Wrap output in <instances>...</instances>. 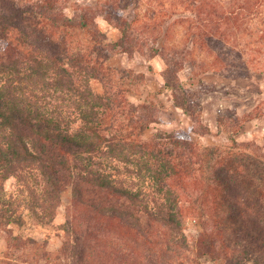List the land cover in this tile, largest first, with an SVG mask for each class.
<instances>
[{
	"label": "trees",
	"instance_id": "trees-1",
	"mask_svg": "<svg viewBox=\"0 0 264 264\" xmlns=\"http://www.w3.org/2000/svg\"><path fill=\"white\" fill-rule=\"evenodd\" d=\"M142 1L74 2L67 13L58 0H0V227L21 225L24 216L52 221L69 192L55 259L173 264L188 245L182 200L192 190L191 204L204 216L192 241L197 254L217 264H264V151L237 140L245 117L217 115L226 147L149 133L158 122L155 103L129 100L105 62L116 52L162 58L173 104L191 118L192 131L205 133L197 91L184 87L179 72L188 64L194 75L240 77L251 63L262 68L264 0H167L151 16L136 11ZM176 10L182 13L172 18ZM98 15L117 38L107 39ZM244 35L254 47H240ZM68 106L78 123L64 113ZM9 177L24 186L20 201L5 194ZM12 239L11 247L37 243Z\"/></svg>",
	"mask_w": 264,
	"mask_h": 264
},
{
	"label": "rangeland",
	"instance_id": "rangeland-1",
	"mask_svg": "<svg viewBox=\"0 0 264 264\" xmlns=\"http://www.w3.org/2000/svg\"><path fill=\"white\" fill-rule=\"evenodd\" d=\"M25 1V0H22ZM96 0H58V4L64 12H74V2L88 3ZM103 2V0H98ZM162 5V6H161ZM167 6V0H143L136 8L142 16H151L153 12ZM182 12L176 10L172 18H176ZM260 18L264 17V9L258 11ZM97 24L107 39L117 38V30L109 24L103 15L96 17ZM249 26L255 29V21ZM259 27V26H258ZM246 32V31H244ZM80 38V36H78ZM174 40H182L181 29L174 33ZM84 40V37L82 38ZM240 47L248 50L254 47L248 42L247 35L241 38ZM247 58V57H246ZM106 65L114 70L113 76L117 82L127 88L126 96L129 100L138 102L139 99L146 98L155 103L159 115L158 122L153 123L148 129L149 133L156 131L176 132L181 136L191 137L199 145H221L226 147L231 145L228 133L221 128L217 122V115L227 113L237 114L245 117L241 130L236 135L239 142L252 140L263 148L264 151V62L262 68L253 63L249 75L243 73L240 77L236 71H226V74L213 72L212 70L201 74H192V68L186 64L179 72V77L183 81L184 87L197 91L195 99L199 102V112L201 122L208 127L207 132L199 133L191 130L193 123L191 118L183 110L173 104L171 93L163 86L162 71L164 62L159 56L148 57L137 51L133 53L116 52L106 59ZM237 69V68H236ZM250 69V68H249ZM203 70V69H201ZM245 72V71H244ZM235 75V76H234ZM95 89H101L100 83H94ZM66 106V105H64ZM64 113L68 115L70 121L78 123L76 109L68 106L64 107ZM197 128V124L194 125ZM135 182H137V179ZM127 183L130 184V181ZM140 182L134 185L137 187ZM6 195L13 194L19 201L24 198L20 195L24 186L15 177H9L3 183ZM26 194V190H23ZM183 195L182 205L185 212L184 234L187 236V247L182 251L180 257L175 258L173 264H217L209 256H200L192 245L196 234L201 230V222L204 216L200 213V205L192 206L191 198L196 197V191H188ZM70 202L69 192H65L62 204L57 209L52 221L37 223L25 217V222L21 225L11 224L7 227H0V264H66L63 259H55L54 254L60 248L65 238L62 225L66 218V207ZM21 204L19 209H22ZM200 216H199V214ZM192 215L197 216L196 218ZM14 236L23 239L33 238L37 243L9 246L8 242H13ZM191 241V242H190ZM17 244L18 241L13 242ZM10 252V253H9Z\"/></svg>",
	"mask_w": 264,
	"mask_h": 264
}]
</instances>
